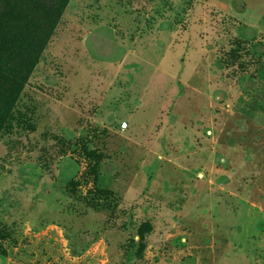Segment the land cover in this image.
<instances>
[{
    "label": "rangeland",
    "instance_id": "1",
    "mask_svg": "<svg viewBox=\"0 0 264 264\" xmlns=\"http://www.w3.org/2000/svg\"><path fill=\"white\" fill-rule=\"evenodd\" d=\"M63 1L0 0V264H264V0Z\"/></svg>",
    "mask_w": 264,
    "mask_h": 264
},
{
    "label": "trees",
    "instance_id": "2",
    "mask_svg": "<svg viewBox=\"0 0 264 264\" xmlns=\"http://www.w3.org/2000/svg\"><path fill=\"white\" fill-rule=\"evenodd\" d=\"M67 3H68V0H64L63 1V5H66ZM46 5H47L48 8L54 7V6H56V1H52L50 3H46Z\"/></svg>",
    "mask_w": 264,
    "mask_h": 264
}]
</instances>
